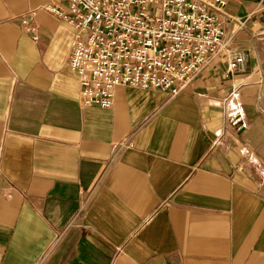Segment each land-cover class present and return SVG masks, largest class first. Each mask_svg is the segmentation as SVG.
Listing matches in <instances>:
<instances>
[{
    "label": "crops",
    "instance_id": "0c3cea01",
    "mask_svg": "<svg viewBox=\"0 0 264 264\" xmlns=\"http://www.w3.org/2000/svg\"><path fill=\"white\" fill-rule=\"evenodd\" d=\"M50 2L0 0V264H264V0H226L238 72L108 109L80 105Z\"/></svg>",
    "mask_w": 264,
    "mask_h": 264
},
{
    "label": "built area",
    "instance_id": "2783aa9c",
    "mask_svg": "<svg viewBox=\"0 0 264 264\" xmlns=\"http://www.w3.org/2000/svg\"><path fill=\"white\" fill-rule=\"evenodd\" d=\"M225 5L226 0H51L40 10L73 30L67 68L78 81L80 105L108 109L121 86L175 96L220 55L227 58L223 78L238 72L245 55L232 51V35L243 24L225 31ZM36 12L19 19L33 42Z\"/></svg>",
    "mask_w": 264,
    "mask_h": 264
}]
</instances>
